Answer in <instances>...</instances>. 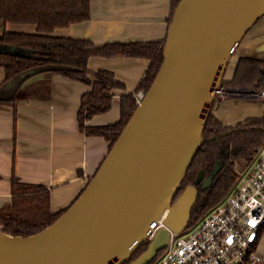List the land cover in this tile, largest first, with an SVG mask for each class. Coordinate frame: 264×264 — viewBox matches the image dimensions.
Here are the masks:
<instances>
[{"label":"water","instance_id":"obj_1","mask_svg":"<svg viewBox=\"0 0 264 264\" xmlns=\"http://www.w3.org/2000/svg\"><path fill=\"white\" fill-rule=\"evenodd\" d=\"M263 14L264 0H179L160 67L84 190L39 232L0 231V264H118L146 240L128 264H149L184 232L198 188L173 196L206 140L202 127L229 60ZM220 168L198 175L202 189Z\"/></svg>","mask_w":264,"mask_h":264},{"label":"trees","instance_id":"obj_2","mask_svg":"<svg viewBox=\"0 0 264 264\" xmlns=\"http://www.w3.org/2000/svg\"><path fill=\"white\" fill-rule=\"evenodd\" d=\"M178 2L179 0H170L168 24ZM89 17V0H0V21L3 24H33L36 27L34 33L5 29L0 31V66L4 70L0 90H5L4 95L0 93V106L14 107L25 81L38 73L60 75L82 82L89 86V90L82 94L77 111L79 129L86 135L102 136L108 142L109 151L137 106L135 93L139 90L146 92L161 65L165 38L152 41L108 42L95 46L87 39L50 34L56 28L82 22ZM261 18L264 19V14L259 19ZM93 56L141 57L149 61L135 91L120 96L118 119L106 125L92 126L86 122L94 115L107 112L111 107L113 91L124 90V85L111 71L89 70L87 62ZM221 86L264 89V57H238L232 74L229 77L224 75ZM213 104L214 101L212 106ZM263 129L264 113L226 125L218 120L210 109L201 131V137L206 140L196 148L172 199L174 202L188 185L198 188L187 228L201 219L205 211L209 212L230 192L237 178L232 160H250L252 154L264 143ZM217 162L221 164L220 170L211 185L202 189L201 181L197 182L198 175L202 174V180ZM49 196L46 187L21 183L13 177L10 201L0 207V231L20 236L39 232L57 219L78 197L65 209L53 212L50 209ZM262 228L264 225L260 228L257 238ZM148 242L146 240L139 243L135 250L118 264H128L135 259L146 249ZM160 252L149 264H153Z\"/></svg>","mask_w":264,"mask_h":264},{"label":"crops","instance_id":"obj_3","mask_svg":"<svg viewBox=\"0 0 264 264\" xmlns=\"http://www.w3.org/2000/svg\"><path fill=\"white\" fill-rule=\"evenodd\" d=\"M89 2V19L56 28L50 34L87 39L95 46L161 40L166 36L170 0ZM2 29L36 32L33 24L5 23ZM236 51L238 57H264L263 18L247 31ZM148 64L141 57H90L89 70L111 71L123 83L124 90H114L110 109L94 115L86 124L97 126L116 121L120 96L135 91ZM3 79L0 66V84ZM87 90L89 86L77 80L38 73L25 81L14 107L0 106V207L10 201L13 177L21 183L46 187L53 212L68 207L86 186L108 152V142L102 136L86 135L79 129L77 111ZM0 93L4 95L5 90ZM246 117L229 116L222 122L231 124ZM255 250L264 257V228Z\"/></svg>","mask_w":264,"mask_h":264},{"label":"built area","instance_id":"obj_4","mask_svg":"<svg viewBox=\"0 0 264 264\" xmlns=\"http://www.w3.org/2000/svg\"><path fill=\"white\" fill-rule=\"evenodd\" d=\"M144 94L142 90L135 93L137 105ZM216 94L264 98V89L243 92L220 86ZM237 174L236 186L194 226L186 228L187 235L171 234L157 264H264V257L255 250L264 225V143Z\"/></svg>","mask_w":264,"mask_h":264},{"label":"rangeland","instance_id":"obj_5","mask_svg":"<svg viewBox=\"0 0 264 264\" xmlns=\"http://www.w3.org/2000/svg\"><path fill=\"white\" fill-rule=\"evenodd\" d=\"M2 25H3V22L0 21V31L2 30ZM237 58H238L237 51H235V53L232 55L227 65V69L225 71V77H229L232 74L234 64ZM240 96H244V95L238 94L237 96L232 97V96H222L221 94H215L214 104L213 106H211L212 108H210L212 110L213 115H215L217 119L220 120L221 122L222 121L224 122L226 118H228L229 116L238 117V116H241L242 114V116L251 117V116H257V115L264 113V103H263L264 98H262L261 96H258V97L256 96L255 97L254 96L253 97H247V96L240 97ZM231 124H234V123H231ZM231 124H226V125H231ZM235 160L237 163L235 164L233 163V170L235 171L237 178H236V181L233 187L236 186L237 181H238L239 176L237 174V171H240L244 167V165L250 161V160L244 161V160H239V159H235ZM206 212L208 211H205L204 214L201 216V218L207 214ZM196 223H194L191 226H194ZM187 234H188L187 231L183 232V235H187ZM157 261L158 259H156L153 262V264H157Z\"/></svg>","mask_w":264,"mask_h":264},{"label":"flooded vegetation","instance_id":"obj_6","mask_svg":"<svg viewBox=\"0 0 264 264\" xmlns=\"http://www.w3.org/2000/svg\"><path fill=\"white\" fill-rule=\"evenodd\" d=\"M223 87H228V86H223ZM229 88H233V89H236V90H239V91H243V92H246V91H260V90H262V89L258 90V89H249V88H241L240 89L238 87H229ZM243 89H247V90H243ZM232 97H234V96H232ZM240 97H246V96H240Z\"/></svg>","mask_w":264,"mask_h":264}]
</instances>
